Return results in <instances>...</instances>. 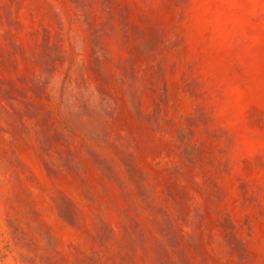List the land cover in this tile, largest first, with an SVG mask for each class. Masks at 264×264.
Here are the masks:
<instances>
[{
	"label": "rangeland",
	"instance_id": "374dc122",
	"mask_svg": "<svg viewBox=\"0 0 264 264\" xmlns=\"http://www.w3.org/2000/svg\"><path fill=\"white\" fill-rule=\"evenodd\" d=\"M0 264H264V0H0Z\"/></svg>",
	"mask_w": 264,
	"mask_h": 264
}]
</instances>
